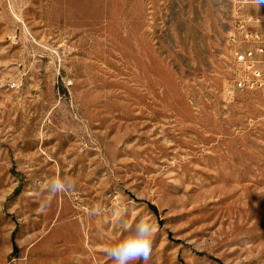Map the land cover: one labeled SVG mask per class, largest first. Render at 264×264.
I'll use <instances>...</instances> for the list:
<instances>
[{
  "label": "rangeland",
  "instance_id": "374dc122",
  "mask_svg": "<svg viewBox=\"0 0 264 264\" xmlns=\"http://www.w3.org/2000/svg\"><path fill=\"white\" fill-rule=\"evenodd\" d=\"M233 1L0 0V264H112L146 214L147 264H264V90L229 92L255 47Z\"/></svg>",
  "mask_w": 264,
  "mask_h": 264
},
{
  "label": "built area",
  "instance_id": "2783aa9c",
  "mask_svg": "<svg viewBox=\"0 0 264 264\" xmlns=\"http://www.w3.org/2000/svg\"><path fill=\"white\" fill-rule=\"evenodd\" d=\"M249 3H254V0L231 3V27H236V31L231 35L230 41L237 44L239 38H243L245 43H253L255 47L236 52L230 93L264 90V4H260V12L253 15L244 10ZM256 64H263V71H256Z\"/></svg>",
  "mask_w": 264,
  "mask_h": 264
},
{
  "label": "clouds",
  "instance_id": "9594fccd",
  "mask_svg": "<svg viewBox=\"0 0 264 264\" xmlns=\"http://www.w3.org/2000/svg\"><path fill=\"white\" fill-rule=\"evenodd\" d=\"M254 3L259 6L264 4V0H254ZM36 183L48 190L49 201L56 193L69 189L64 178L60 177L53 179L50 184H42L40 181ZM40 211H43V208ZM124 231L125 235L122 238L105 247L106 256L112 264H133L134 261L140 260L147 264L152 253L153 237L156 231L152 217L146 214L134 226L126 223Z\"/></svg>",
  "mask_w": 264,
  "mask_h": 264
},
{
  "label": "bare ground",
  "instance_id": "6f19581e",
  "mask_svg": "<svg viewBox=\"0 0 264 264\" xmlns=\"http://www.w3.org/2000/svg\"><path fill=\"white\" fill-rule=\"evenodd\" d=\"M256 71H263V69H259V68H257V66H256Z\"/></svg>",
  "mask_w": 264,
  "mask_h": 264
}]
</instances>
